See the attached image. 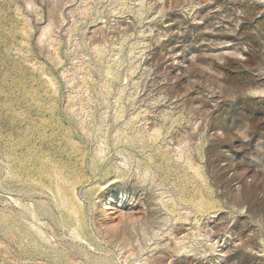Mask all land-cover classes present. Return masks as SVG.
<instances>
[{"label": "rangeland", "instance_id": "rangeland-1", "mask_svg": "<svg viewBox=\"0 0 264 264\" xmlns=\"http://www.w3.org/2000/svg\"><path fill=\"white\" fill-rule=\"evenodd\" d=\"M0 264H264V0H0Z\"/></svg>", "mask_w": 264, "mask_h": 264}, {"label": "bare ground", "instance_id": "bare-ground-1", "mask_svg": "<svg viewBox=\"0 0 264 264\" xmlns=\"http://www.w3.org/2000/svg\"><path fill=\"white\" fill-rule=\"evenodd\" d=\"M133 202V201H132ZM144 207V206H143ZM146 212L147 211H140V212H138V214L136 215V218H135V220L136 221H139V220H141V219H143V216L144 215H146ZM134 213V212H133ZM115 215V214H114ZM128 218H130V217H128ZM147 218V217H146ZM118 219V218H117ZM121 219H123V218H121ZM121 219H119V220H121ZM131 219V218H130ZM127 220V219H126ZM148 220V219H147ZM128 221L130 222V220L128 219ZM142 221V220H141ZM129 222H128V224H129ZM133 222V221H132ZM120 223V221H118V220H116V218L115 217H113V212H111V216L110 217H108V224L111 226V228H112V226H114V225H118ZM141 223V222H140ZM139 223V224H140ZM137 224V223H136ZM118 226H120V225H118ZM143 226H145L144 224H143ZM109 227V226H108ZM121 227V226H120ZM153 233V232H152ZM157 237V236H156Z\"/></svg>", "mask_w": 264, "mask_h": 264}]
</instances>
